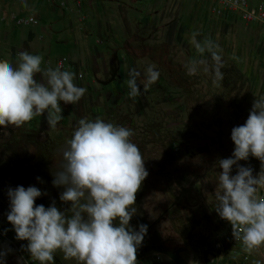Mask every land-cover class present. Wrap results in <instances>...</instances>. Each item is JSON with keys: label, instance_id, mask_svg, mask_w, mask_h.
<instances>
[{"label": "rangeland", "instance_id": "obj_1", "mask_svg": "<svg viewBox=\"0 0 264 264\" xmlns=\"http://www.w3.org/2000/svg\"><path fill=\"white\" fill-rule=\"evenodd\" d=\"M53 2L57 12L40 9V27L15 29H35L41 67L59 65L75 73L74 83L87 91L75 105L61 102L63 118L55 130H47L43 116L9 128V135L0 126V249H12L7 264H17L19 257L26 264H39L21 248L27 241L15 239L7 220L8 188L36 186L46 193L36 204L47 207L55 201L61 210L69 208L59 200L63 189L53 186L52 180L81 117H100L132 129L131 139L145 160L149 175L136 195L137 214L130 221L137 230L141 223L148 225L137 251L138 264H264V246L244 252L230 223L214 211L222 171L216 162L232 155V128L246 121L255 94H264V0L101 1L102 36L93 24L97 7L88 10L83 31L77 27L72 33L60 10L68 8L61 0ZM85 10L84 6L75 15V20L81 19L78 24L83 23ZM51 24L54 41L44 31ZM193 32L199 33L198 40L211 38L220 46L222 79L214 82L202 68L187 74L185 63L200 58L189 42ZM17 47L22 48L21 42ZM204 58L212 63L207 52ZM148 64L160 72L158 81L129 98L128 71H142ZM239 163L252 167L254 175L260 171L255 157ZM55 264L76 262L57 252Z\"/></svg>", "mask_w": 264, "mask_h": 264}, {"label": "clouds", "instance_id": "obj_2", "mask_svg": "<svg viewBox=\"0 0 264 264\" xmlns=\"http://www.w3.org/2000/svg\"><path fill=\"white\" fill-rule=\"evenodd\" d=\"M198 35L193 32L189 42L200 58L185 63L187 74L202 68L212 74L214 82L222 79L220 46L211 38L198 40ZM206 52L211 64L204 58ZM17 57L15 65L0 60L2 133L9 135V128H21L38 116L44 117L48 131L55 130L63 118L61 102L75 105L87 89L74 83L75 73L59 65L42 68L39 54L24 50ZM159 77L154 64L142 71L130 69L125 81L128 97L135 99L147 92ZM255 96L246 121L231 130L232 155L216 162L222 171L214 191V211L230 223L233 238L247 253L264 246V195H260L264 190V94ZM132 136V129L100 117L78 120L62 149L61 170L52 180L53 186L63 189L59 200L70 205L65 210L55 201L47 207L36 204L46 194L36 186L8 188L7 220L15 239L27 241L21 248L32 261L55 264V254L61 252L64 260L76 264H138L137 251L148 225L141 223L137 230L130 221L137 214L136 195L149 172ZM250 157L260 161L256 175L252 167L239 163ZM11 252V248L0 249V264H7ZM17 264L26 262L19 257Z\"/></svg>", "mask_w": 264, "mask_h": 264}, {"label": "crops", "instance_id": "obj_3", "mask_svg": "<svg viewBox=\"0 0 264 264\" xmlns=\"http://www.w3.org/2000/svg\"><path fill=\"white\" fill-rule=\"evenodd\" d=\"M53 1L54 0H0V60L15 65L18 59V52L27 50L35 54L41 49V44L35 29H28L27 32H21L15 28L20 26L40 27V21L43 18L40 12L41 8H45L46 13L57 12L59 7L55 5ZM70 1L71 0H61V5L68 8L67 10L60 8L66 28L72 33H76L77 27H79L78 29L81 31L82 27H84L83 24L90 18L88 10L90 11V9L95 6L98 12L97 18L93 19V24L98 27V35L102 36L103 19L99 12V3L109 0H72V3H70ZM118 3L121 4L119 1ZM84 6L86 7L85 17L83 23L78 24V21L81 19L78 17L75 20V15H79V12L83 11ZM30 18L36 19L37 24L23 22ZM53 27V24H51L49 29L47 27L44 28V31L48 32L52 41L55 40ZM84 38V41L89 44L90 37L88 33L85 32ZM19 42H21L22 48L17 47V43Z\"/></svg>", "mask_w": 264, "mask_h": 264}, {"label": "built area", "instance_id": "obj_4", "mask_svg": "<svg viewBox=\"0 0 264 264\" xmlns=\"http://www.w3.org/2000/svg\"><path fill=\"white\" fill-rule=\"evenodd\" d=\"M23 22H25V23H33V24H37V20L34 19V18H30V19L25 20V21H23Z\"/></svg>", "mask_w": 264, "mask_h": 264}]
</instances>
